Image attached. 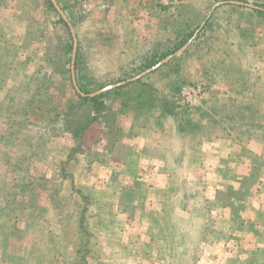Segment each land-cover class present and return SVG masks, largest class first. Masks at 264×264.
<instances>
[{
  "label": "rangeland",
  "instance_id": "374dc122",
  "mask_svg": "<svg viewBox=\"0 0 264 264\" xmlns=\"http://www.w3.org/2000/svg\"><path fill=\"white\" fill-rule=\"evenodd\" d=\"M236 1L239 0H57L71 24V27L69 25L68 27L58 20V16L53 13L46 0H0V105L8 103L12 95L18 96V104L31 103L34 110L25 119L24 124L29 126L28 134L33 137L41 131L50 133L52 124L44 129L40 125L46 126L57 109L63 112L64 124L69 126V130H62L60 136L53 139V152L30 160L32 174L36 176L51 174L55 166L52 156L55 159V154L62 152L67 154L75 143L71 131L85 122L89 115H94L91 103L79 106L80 98L72 75L73 48L70 53L66 51L70 45L68 31L73 35V43L74 37L78 39L80 64L77 70L75 62L78 87L83 85L87 89H94V84L99 86L119 78L122 80L128 77L129 73L134 74L132 64L139 65L143 57L165 47H172L178 42L177 37L196 29L197 26L202 27L209 21L210 24L204 29L200 43L195 45V39L191 38L183 45L186 46L183 51L179 52L180 48L171 55L179 57V60L160 71L157 77L149 79V82L167 91L170 89V84H167L170 81L167 72L170 71V74L174 72L170 76L171 81L183 82L179 93L184 102L191 106L204 107L208 111V115L201 119L198 118L201 116L198 112L192 115L196 119L194 123L201 120L203 124L202 128L194 131L200 144L198 142L192 151L194 155L191 157L192 160L188 157L185 162L187 166L181 169L192 181L190 187L196 190H203L200 186L201 180L208 181L209 185L205 187L204 195H209V200L207 198L205 206L212 212L219 207L220 210L226 208L225 210L230 213L231 209L227 206L232 204L233 198L246 196L247 192L262 198L263 188H251L250 191L244 188L245 192L241 188L235 190L236 182L232 183V171H228V168L224 172L216 170L219 159L216 155L210 154L208 158L209 166L213 167V170L204 172L203 169L206 167L201 169V166L195 171L187 170L189 162L201 165L203 151L208 149L209 152H215L218 147H223L220 145L219 137L223 139L221 142L225 148L222 149L225 152L229 151L222 154L225 155V159H219V165L225 164L227 167L234 164L230 151L244 152V147L248 143L245 140L246 135L250 133L245 131L247 124L239 123L242 128H238L234 120L238 116L249 118L253 109L235 108L232 104L234 99H240L241 103L244 99V103L248 104L250 93L246 88L242 91L217 93L212 91L211 87L212 84L225 87V84L232 83L234 79H238L236 85L242 87L245 83L243 78H248L249 73H246L248 68L264 64V20L261 13L255 11L256 7L264 5V0H243L240 2L245 3L244 6L248 8H233L231 5L237 4ZM200 29L196 32L199 33ZM41 86L49 87L50 94L38 96ZM184 87L196 89L200 87V92L193 95V103L188 102L183 96ZM134 91V88L128 87L123 91V95L107 98L111 111L105 115L102 113L98 123L85 134L87 140L85 148L91 146L90 150L97 162L88 169L84 154L76 155L69 166V171L74 176L72 180L67 179L63 182L61 195L68 197L73 193V187H77L86 195L91 207H102L110 213H121L116 218L123 228L119 241L122 239L133 248L125 264H149L151 258L157 259L158 264H163L161 261H166L164 264H187L185 258H178L180 257L178 253L172 252L177 255V261L172 259L175 257L170 256L172 253L168 249L170 247L168 239L162 237L158 245L153 237L147 239L152 226L146 219H140L141 209L154 211L159 208L157 202L165 199L162 193L165 187L161 185L163 180L153 181L157 185L154 184L136 194L130 192L132 181L123 170L130 149L138 144L137 135L141 138L139 143L145 140L142 138L143 133L131 134L127 130L132 123V117L143 118L135 114L134 108L123 107V102L129 100ZM41 99L42 101H39ZM227 101L230 103L229 106ZM36 104H40L43 110L46 107L52 108L50 109L52 114L48 112L49 114L43 115V119H39ZM0 110L2 111V107ZM116 112L119 113L115 117V129L106 133L105 123L111 118L110 115ZM141 123L142 120L137 121V126L141 127ZM7 126L8 123L0 119V190L7 189L16 182L13 168L2 157L3 152L14 156L26 148L25 141L22 142L21 149L18 146L19 141L14 137L22 136V132L20 130L8 132ZM100 127L104 132H100ZM210 127L216 132L212 133ZM133 129L136 130L135 124ZM151 149H148V152ZM100 157L104 162L98 161ZM149 157L142 160L144 165L150 163ZM255 172L253 173L256 174ZM221 182H229L233 186L218 188L217 185ZM125 186L130 190L127 191ZM25 197V208L18 212L20 213L18 218L14 216L9 220L7 216L0 220V264H78L77 254L66 253L65 246L68 242L72 244L78 239L74 232L75 224L80 222V214L76 213L72 219L68 218L62 224L64 229L71 231L67 238L68 242H65V239L57 243L47 242L43 235L56 227H61V224L56 225V218L53 217L55 213L49 207L46 191H34ZM215 197H220L222 202L217 204ZM198 199L194 204H199ZM140 203L142 205L137 208L136 205ZM170 205L179 209L180 196L174 195ZM215 215L220 218L216 211ZM206 217L213 229V236H209L210 238L204 242L214 244L226 239L223 233L222 235L218 232L221 220L217 221L209 214ZM14 218L17 219L15 224ZM85 225L93 235L91 240L106 248L101 256V263L119 264L117 262L120 260L116 258L115 252L105 244L107 238L102 231L101 219L88 216ZM57 247L58 262L53 259ZM60 249L66 255L60 256L62 253ZM98 251L102 250L98 248ZM197 255L198 259L191 260L189 264L201 261L204 251L200 254L198 251ZM90 261L91 264H97L95 259ZM208 261H210L208 258H204L200 264H206Z\"/></svg>",
  "mask_w": 264,
  "mask_h": 264
},
{
  "label": "trees",
  "instance_id": "16d2710c",
  "mask_svg": "<svg viewBox=\"0 0 264 264\" xmlns=\"http://www.w3.org/2000/svg\"><path fill=\"white\" fill-rule=\"evenodd\" d=\"M46 1L53 13L58 16V20L68 26L69 23L63 18L52 0ZM244 4L245 3H237L231 6H233V8H248L246 5L244 6ZM259 6L260 7L255 8V11L261 13L264 20V5ZM209 24V21H207L202 27L197 26L196 29L183 33L177 37L178 42L175 45L172 47H165L160 49V51L143 57L139 65L132 64L131 66H133L132 69L135 70V73H129L128 77L122 80L119 78L99 86L94 84V89H87V87L80 85V91L83 92L84 95L76 88L77 95L80 98L79 106L91 103L93 105L94 115H89L85 122L77 125L76 128L71 131L75 138V143L73 147L69 148L70 150L67 154L63 152L59 154L57 152L58 154H55V159L52 156L55 166L49 175L43 174L42 176H36L32 174L30 160L33 157L41 158L42 156L53 152V139L60 136L62 130H69V126L64 124V118H62L63 112L57 109L58 111L56 110V112L52 114L50 112V109L52 108L46 107V109L43 110L40 104H36V110L40 116L39 119H43L42 117L46 113L52 114V117L49 118L46 126L40 125V122L39 125L42 126L43 129L49 127L51 124L52 126L50 128V133L41 131L33 137L28 134L27 127L29 126L24 124L25 119L29 117L32 110H34L31 103L24 102L23 104H18V96L12 95L8 103L0 105V109L2 107V111L0 110V119L6 124L8 123L7 131L20 130L23 135H16L14 137L19 141L18 146L21 149L23 148L21 147L23 144L22 142L25 141L26 146L24 151H20L19 154H14V156H11L8 152H3L2 157H4L6 163L13 168L16 175V182L13 186L0 190V220L7 216V219L10 218L9 220L13 219L14 216L18 218L20 215L18 212L25 208V195L32 194L34 191L45 190L48 196L49 207L55 213L53 217L56 218V225L60 226L61 224V227H53L54 229L52 231H48L43 235L47 242L57 243L61 240L64 241V239L65 242H68L67 238L71 231L69 229H64L62 224H64L68 218L72 219L73 215L79 213L80 222H78L77 225L75 224L76 231L74 232L78 235V239L73 241L72 244L69 242L67 243L65 246L67 248L66 253H76L78 264H91V259H95L97 264H104V262L101 263L100 260L106 248L100 243L91 240L93 235L85 225V220L88 216H96L102 221V231L105 232L107 238L105 244H108L112 248V252H115L116 258L120 260L117 263L125 264V262H128L129 256H131L133 252V248L122 239L119 241L123 228L116 218H118L121 213H110L106 208L91 207L86 195L77 187H73L74 190L70 196L63 197L61 195V187L65 180H72L74 176V174L69 171V166L76 158V155L80 153L84 154L83 156L87 159L88 165L86 167L88 169L91 168L92 164L97 162V159H94V155L90 150L91 146L88 145L87 148H85L87 144L85 134L95 123H98V119L102 113L105 115L109 113V110L111 111L107 98H117L123 95L125 89L132 87L135 90L133 93L134 95H132L129 100L123 102V107L134 108L135 114L143 116L145 119L143 125V139H145V146L143 145L142 148L133 146L124 161V173L128 174L130 181H132L131 190L127 186H125V188L127 191L130 190V192L139 194L140 190H146L154 184L157 185V183L154 182L163 180L161 181V183H163L161 185H164L165 187L164 192H162L165 199L160 200L159 203L157 202V205L159 206V208L156 209L157 211H146L145 209H141L140 212V219H146L148 224L152 226L150 227L152 231L147 235V239L153 237L156 241V245H158L160 239L164 237L165 239H168L167 241L170 246L168 249L171 253L174 252L184 256L188 262L198 259V251L199 254L202 252V249L200 248L201 242H204V240H208L213 236V229L208 224L206 217L211 210L204 204V191H199L190 187L187 180V173L183 174L181 169L185 166L186 159L190 156H194L192 151H194L196 144L199 142V139H196L197 134L196 132L194 133V131L199 130L203 125L200 122L201 120L194 123L193 121L196 119H194L192 115L198 112L201 115L198 118L201 119L204 115H208V111H206L204 107L191 106L189 103L184 102L179 93L183 82L178 80L171 81L172 78L170 76L174 72H171V74L170 71L167 72L169 75L168 78L170 79L167 83L168 85L170 84V89L167 91L165 89L161 90L160 87L149 82V79L157 77L160 71L162 72L167 66L172 65L171 63L177 62L179 57L171 55H174L175 51L182 48L191 38H194L195 41L198 42L196 43L194 41V44L198 45L200 43V38L204 33V29ZM198 29H200L199 33L196 32ZM68 33L70 36V45L66 51L70 53L73 48V35L70 31H68ZM79 55L78 45L76 70L79 69L80 64ZM168 56H171V58L167 62H164L145 76L136 80L128 81L123 85L99 94L90 95V93L105 86L126 81L128 78H132L140 74L142 71L153 67ZM48 85L50 86V84ZM45 94H50L49 87H42L40 91H38V96L43 97ZM39 101H42V99ZM19 107L22 108L20 109ZM120 110L123 111V109ZM118 113L119 112H116L113 113L112 116L110 115L111 118H108V124L105 123V130L100 127V132H113V129H115L116 126L115 117H117L116 115H118ZM21 118L24 119L22 120ZM234 121L236 126H239L238 128H242L239 123L247 124L245 125L247 127L245 131L253 134L254 130L253 128H250L251 125H249L248 117L238 116ZM210 129L212 131L213 127H210ZM215 132L216 131H212V133ZM150 148L152 149L148 152V149ZM27 149H29V153H27ZM55 150H57L56 147ZM103 156L106 157V155ZM147 156H150L148 160H150V158L151 160L148 165H144L142 160L144 158L146 159ZM102 157L98 159L101 163L104 162ZM20 194H22L21 199L19 198ZM174 195L180 196L179 209L170 205ZM197 199L199 204H194ZM141 205L142 204L140 203V205H136V207L139 208ZM16 220L17 219L13 221L14 224L16 223ZM185 225L187 226L186 228ZM215 234L216 233L214 232V235ZM58 248L59 247L54 250L56 253L53 258L54 260L59 259ZM98 248L102 251L99 252ZM159 251L160 250H158V255ZM66 253L64 254L62 250L60 256L66 255ZM158 255L157 258H159ZM170 256L173 257L175 254L172 253ZM149 264H155L154 258H151Z\"/></svg>",
  "mask_w": 264,
  "mask_h": 264
},
{
  "label": "crops",
  "instance_id": "0c3cea01",
  "mask_svg": "<svg viewBox=\"0 0 264 264\" xmlns=\"http://www.w3.org/2000/svg\"><path fill=\"white\" fill-rule=\"evenodd\" d=\"M248 69V71L246 70V73H249L247 76L248 78H243L245 83L242 87L236 85V83L239 82L238 79H234L232 83L228 82L227 84H225V87H222L221 85L217 86L218 84H214L215 86L213 84L211 85V87L213 88L212 91H216L217 93L242 91L245 88L250 93V95L248 96V98L250 99L248 104L244 103V99L242 103L240 99H234L232 104V107L235 108L250 107V109H253V111H251L250 113L249 125H251L250 128H253L254 131L253 134L248 133L246 135L247 137H245V140L248 143L244 147V152L238 151L236 153L234 151H230L232 159L234 160V164L232 165V167H227V165L225 164L219 165V159H225V155L222 154L229 153V151L225 152L222 149L225 147L221 142L223 141V139L219 137L218 140H220V145H222L223 147H218V150H216L215 152H209L208 149L207 151H203V156L200 161L201 165L196 163L191 164L189 162V169H187L191 172L200 169L199 166H201V169H203V167H206V169H203L204 172H208L210 169L213 170V167L210 168L209 166L210 162L208 158L210 154L216 155L219 158L217 161L218 165L216 167V170L224 172L228 168V171H232V183L236 182L234 189L238 190L239 188H241L242 191L244 188L248 189V191H250L251 188L264 189V64L250 67ZM246 84H248V87H246ZM207 103L209 104L208 101ZM229 104L230 103L227 101V106H229ZM141 120L142 126L138 127L137 121L141 122ZM144 120V118H138L136 116L132 117V123L130 125V128H128L127 130L131 134H135L137 132L140 134L143 133ZM134 124L136 126V130L133 129ZM136 138L138 139V144L136 145V147L142 148L143 146L141 144L144 145L145 143H139V140H141V138L138 135ZM191 157L192 156H190V158ZM253 172H255L256 174H254ZM188 178L189 177L187 176L188 184H191L192 181ZM232 183L230 184L229 182H221L219 185H217V187L223 189L225 187L233 186ZM208 185L209 184L206 179L200 181V186L202 187L203 191L205 187H208ZM243 192H245V190ZM247 193L248 195H243L238 199L233 198L234 201L232 202V204H230V206L226 205L227 207H230V213L225 210L226 208H222V210H220L218 207L217 209H215V211L218 215H220L219 218L217 215H215V211L209 212L211 218L217 219V221L219 219L221 220V226L217 225L220 228L218 232L219 234L223 233L227 238L222 239L221 242L217 241L218 243L214 244L201 242L200 248L202 249V252L204 251L202 260L204 258H208L210 260L206 264H264V196L261 198L258 195L249 194V192ZM208 196L209 195H205L204 204L208 202ZM214 200L217 204H219L220 201L222 202L220 197H215ZM174 257L175 258L172 259H175L177 261V257ZM178 258L182 259L185 257L180 255V257ZM202 260H199L197 264H200ZM184 261L189 264L186 258ZM164 262L166 261H161V263L163 264ZM155 264H158L157 259L155 260Z\"/></svg>",
  "mask_w": 264,
  "mask_h": 264
},
{
  "label": "water",
  "instance_id": "95a60500",
  "mask_svg": "<svg viewBox=\"0 0 264 264\" xmlns=\"http://www.w3.org/2000/svg\"><path fill=\"white\" fill-rule=\"evenodd\" d=\"M52 2L55 5V7L58 9V11L62 14L63 18L68 22L67 16L64 13L63 9L59 6L57 0H52ZM236 3H242V2L236 1ZM68 23H69V25L71 27L70 22H68ZM77 48H78V39L76 37H74L73 52H72V75H73L74 84H75L76 88L78 89V91H80V88L78 87V84L76 82V77H75V62H76ZM185 48H186V46L181 48L179 52L183 51ZM170 58H171V56H168L167 58H165L162 61H160L158 64L154 65L151 68H148L147 70L141 72L140 74H138V75L126 80V81H122V82H118V83H114V84L105 86V87H103V88H101V89H99V90H97V91H95L93 93H90V95L99 94L101 92H104V91L110 90L112 88H115L117 86L123 85V84L127 83L128 81L139 79V78L143 77L144 75H146L147 73L155 70L158 66L162 65L164 62L168 61ZM81 93L84 95L83 92H81Z\"/></svg>",
  "mask_w": 264,
  "mask_h": 264
},
{
  "label": "built area",
  "instance_id": "2783aa9c",
  "mask_svg": "<svg viewBox=\"0 0 264 264\" xmlns=\"http://www.w3.org/2000/svg\"><path fill=\"white\" fill-rule=\"evenodd\" d=\"M182 92L187 101L193 103V95H197L200 92V87L197 89L195 87H184Z\"/></svg>",
  "mask_w": 264,
  "mask_h": 264
}]
</instances>
